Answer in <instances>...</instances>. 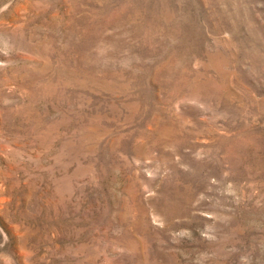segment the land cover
<instances>
[{
    "label": "rangeland",
    "instance_id": "obj_1",
    "mask_svg": "<svg viewBox=\"0 0 264 264\" xmlns=\"http://www.w3.org/2000/svg\"><path fill=\"white\" fill-rule=\"evenodd\" d=\"M0 264H264V0H0Z\"/></svg>",
    "mask_w": 264,
    "mask_h": 264
}]
</instances>
